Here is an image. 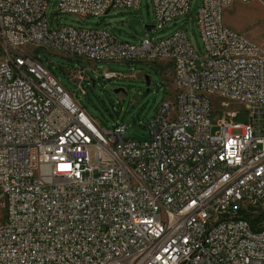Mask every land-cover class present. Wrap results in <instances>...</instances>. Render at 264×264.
<instances>
[{
  "label": "built area",
  "instance_id": "obj_1",
  "mask_svg": "<svg viewBox=\"0 0 264 264\" xmlns=\"http://www.w3.org/2000/svg\"><path fill=\"white\" fill-rule=\"evenodd\" d=\"M234 1L201 0L200 57L182 27L133 43L52 25L51 0H0V264H264V44L224 24ZM191 2L151 0L153 27ZM140 5L57 0L60 14L82 18ZM40 48L94 64L166 62L174 100L147 139L126 138L127 126L108 129L59 82ZM212 96L223 109L242 104L248 122L229 109L214 126Z\"/></svg>",
  "mask_w": 264,
  "mask_h": 264
},
{
  "label": "rangeland",
  "instance_id": "obj_2",
  "mask_svg": "<svg viewBox=\"0 0 264 264\" xmlns=\"http://www.w3.org/2000/svg\"><path fill=\"white\" fill-rule=\"evenodd\" d=\"M201 0H192L191 10L179 17L168 27L149 30L153 41L170 36L182 27L197 54L202 57L204 50L196 25L195 14ZM46 16L52 25H72L77 27H101L107 29L120 40L138 43L145 35L146 25H154L151 0H141L137 9L115 8L102 17L64 15L58 12L57 0H51ZM223 22L231 29L245 34L254 42L264 44V3L260 0L249 2L234 1L223 10ZM35 55L51 70L59 82L108 129L118 124L126 127V138L144 140L149 137L147 123L155 115L158 107L166 100H174L175 81L172 65L166 62H84L80 59L53 49L35 50ZM200 67V61L197 62ZM86 77L81 81L78 70ZM115 71L120 78L105 80L102 72ZM146 75L150 84L145 81ZM87 78V79H86ZM89 79V80H88ZM80 85V87H79ZM123 91L116 92V89ZM211 122L214 126L225 115L226 110L237 111L235 123H246L250 112L240 103L231 102L226 109L221 108L222 98L212 96ZM213 133L217 128L212 129Z\"/></svg>",
  "mask_w": 264,
  "mask_h": 264
},
{
  "label": "water",
  "instance_id": "obj_3",
  "mask_svg": "<svg viewBox=\"0 0 264 264\" xmlns=\"http://www.w3.org/2000/svg\"><path fill=\"white\" fill-rule=\"evenodd\" d=\"M153 26L154 25H146L145 28H146L147 31H149ZM145 81H146L147 85L150 84V78H149L148 75H146ZM120 91H123V88L116 89V92H120Z\"/></svg>",
  "mask_w": 264,
  "mask_h": 264
},
{
  "label": "trees",
  "instance_id": "obj_4",
  "mask_svg": "<svg viewBox=\"0 0 264 264\" xmlns=\"http://www.w3.org/2000/svg\"><path fill=\"white\" fill-rule=\"evenodd\" d=\"M83 105V104H82ZM85 107V106H84ZM86 108V107H85ZM87 109V108H86ZM88 111V110H87ZM89 112V111H88ZM90 113V112H89ZM91 114V113H90ZM94 118H96L93 114H91ZM97 119V118H96Z\"/></svg>",
  "mask_w": 264,
  "mask_h": 264
},
{
  "label": "bare ground",
  "instance_id": "obj_5",
  "mask_svg": "<svg viewBox=\"0 0 264 264\" xmlns=\"http://www.w3.org/2000/svg\"><path fill=\"white\" fill-rule=\"evenodd\" d=\"M121 77V76H120Z\"/></svg>",
  "mask_w": 264,
  "mask_h": 264
}]
</instances>
